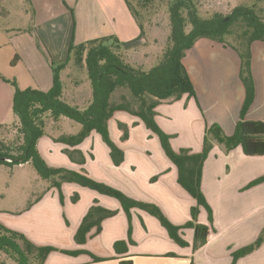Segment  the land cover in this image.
I'll use <instances>...</instances> for the list:
<instances>
[{
  "label": "crops",
  "instance_id": "crops-1",
  "mask_svg": "<svg viewBox=\"0 0 264 264\" xmlns=\"http://www.w3.org/2000/svg\"><path fill=\"white\" fill-rule=\"evenodd\" d=\"M68 9L73 23L70 31L66 26L67 50L73 38L78 45L109 36L119 38L127 52L149 46L147 34L143 35L125 0H75L74 7ZM50 28L45 37L53 43L58 35ZM28 46L30 51L24 58L37 81L36 89L47 92L53 87L49 63L34 45ZM183 63L196 96L162 101L155 108V121L171 136L175 152L185 149L197 154L203 151L211 127L218 126L226 136L236 131L246 99L242 62L231 47L202 38L186 53ZM252 73L256 93L246 119L264 122V42L252 45ZM61 123L66 128L71 126L68 118L53 125ZM108 127L112 142L124 153L119 165L98 132L74 147L56 139L78 133L48 132L39 140V153L50 168L85 174L130 199L157 206L173 225L184 227L180 233L187 245L175 242L159 219L143 209L132 208L128 214L114 197L74 182H62L57 187L59 177L42 178L48 183L44 195L24 211L0 213V223L24 234L38 247L55 248L45 264H264V242L235 260V254L253 245L264 231V182L252 185L264 177V156L248 157L241 146L227 151L223 144L212 141L202 176V191L212 216L205 207H200L198 216V223L209 227L210 233L207 243L195 250V230L185 225L192 220L197 202L179 183V169L166 154L159 136L127 111L116 112ZM94 206L116 214L102 222L100 233L94 228L86 243L78 244L76 233ZM117 242L127 244L126 253L116 252Z\"/></svg>",
  "mask_w": 264,
  "mask_h": 264
},
{
  "label": "trees",
  "instance_id": "trees-1",
  "mask_svg": "<svg viewBox=\"0 0 264 264\" xmlns=\"http://www.w3.org/2000/svg\"><path fill=\"white\" fill-rule=\"evenodd\" d=\"M125 1L143 35L147 34L146 26L149 24H145L144 21L148 19L156 3L167 1L170 34L158 66L145 71L141 67L132 65L127 60L124 43L115 36L89 40L78 45L73 38L67 61L74 53L77 67L88 70L92 86L91 100L84 109L70 105L64 99L61 72L65 68V63L51 62L54 84L47 92L33 88L22 90L16 81L12 82L0 74L5 82L12 83L15 87L13 112L18 118V122L13 125L1 124L0 130L13 128L22 140L20 143L8 144L0 139V165L19 166L30 163L36 167L43 179L59 177L60 182H55L57 187H60L62 182L78 183L118 199L128 214L132 208L143 209L159 219L175 242L186 246L187 243L180 233L184 227L173 225L157 206L130 199L124 193L98 183L85 174L50 168L39 153L38 143L48 134V124L50 122L56 124L62 118H68L80 124L81 131L75 135H63L56 139L58 142L74 147L80 145L92 132H98L111 148L114 162L119 165L124 160V153L112 142L108 122L116 112L127 111L139 117L148 129L159 136L166 154L179 169V183L197 202V206L192 209V220L185 225V228L195 230L194 249L196 250L207 243L210 233L209 227L198 223V216L200 207L208 209L212 216L202 191L203 168L213 148L212 141L223 144L227 151L241 146L248 157L264 156V122L246 119L256 93L252 73V45L258 41L264 42V8L261 5L264 0L242 3L229 14L215 12L210 17H204L200 13L199 0ZM202 38L231 47L239 54L246 99L234 135L226 136L218 126H213L206 132L201 153L191 154L185 149L177 153L171 147V136L167 135L155 121V108L164 100H180L185 95L196 96L183 60L186 53ZM121 88L128 89L139 101L138 108L135 109L133 104L127 101L112 102L113 94ZM68 153L71 155L69 151ZM262 182L264 177L252 185ZM115 214L99 206L92 207L76 233V242L86 243L94 228L100 233L102 222ZM263 242L264 231L253 245L236 253L235 260L253 252ZM55 250L53 247H38L24 234L10 230L0 223V251L9 255L18 264H30V257L37 259L40 264H45L46 258ZM115 250L117 253H126L127 244L117 242Z\"/></svg>",
  "mask_w": 264,
  "mask_h": 264
},
{
  "label": "rangeland",
  "instance_id": "rangeland-1",
  "mask_svg": "<svg viewBox=\"0 0 264 264\" xmlns=\"http://www.w3.org/2000/svg\"><path fill=\"white\" fill-rule=\"evenodd\" d=\"M252 1L254 0H199L200 13L204 17H210L215 12L229 14L238 5ZM74 5L75 0H0V73L6 79L12 82L16 81L22 90L36 89L37 81L33 79L28 61L24 58L28 53L26 51H30L28 45H34L36 52L38 50L43 54L44 59L49 63L53 84L54 70L50 56L54 63H65V68L61 72L65 101L73 106L77 104L84 109L92 97L89 73L86 68L77 67L74 53L67 61L69 50L64 47L66 26L70 31L73 23L72 13L68 6L73 8ZM261 5L264 8V1L261 2ZM167 7V1H163L161 4L157 2L148 19L144 21L145 24L149 23L146 26V39L149 38L147 42L149 46L147 48L139 47V50L134 49L130 52L125 50L127 60L132 65L141 67L145 71H150L158 66L170 34V17ZM49 21H52L50 26ZM50 27L58 35L53 43L48 42L45 37V34L51 29ZM40 43L45 47H42ZM44 48L49 51L50 56ZM59 56H64V59L58 60ZM14 94V85L5 82L0 76V125H13L18 122V118L13 112ZM125 101L132 103L135 109L139 106V101L128 89H117L112 96V102ZM70 124L71 126L66 128L62 123L54 126L50 122L47 129L48 132L54 134H58L59 130L72 133L80 132L82 128L80 124L72 120H70ZM10 130L1 129L0 139L8 144L20 143L22 140L18 133L13 128ZM45 185L48 183L44 182L42 177L40 178V174L33 164L25 168L0 165V213L24 211L29 208L36 203L39 195H44ZM0 264L18 263L0 251ZM30 264H40V262L34 257H30Z\"/></svg>",
  "mask_w": 264,
  "mask_h": 264
}]
</instances>
